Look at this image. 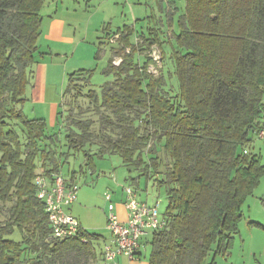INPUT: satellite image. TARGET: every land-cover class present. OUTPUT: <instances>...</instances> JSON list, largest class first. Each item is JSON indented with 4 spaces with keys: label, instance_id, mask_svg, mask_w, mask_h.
<instances>
[{
    "label": "trees",
    "instance_id": "16d2710c",
    "mask_svg": "<svg viewBox=\"0 0 264 264\" xmlns=\"http://www.w3.org/2000/svg\"><path fill=\"white\" fill-rule=\"evenodd\" d=\"M46 1L0 0V264H103L105 236L78 217L77 234L55 236L35 183L38 174L53 182L81 152L92 168L94 155L117 153L166 188V224L151 230L149 264H216L233 247L243 206L264 175L252 150L264 123V0H185L171 40L157 28H104L97 57L109 47L104 73L112 78L97 88L91 69L70 75L57 115L66 151L60 133L22 107ZM154 46L160 74L150 70ZM16 231L20 239L11 237Z\"/></svg>",
    "mask_w": 264,
    "mask_h": 264
},
{
    "label": "rangeland",
    "instance_id": "374dc122",
    "mask_svg": "<svg viewBox=\"0 0 264 264\" xmlns=\"http://www.w3.org/2000/svg\"><path fill=\"white\" fill-rule=\"evenodd\" d=\"M175 1L178 7L177 12L169 14L166 10L167 0H47L41 10L43 18L41 35L38 40V49L34 54V78L29 86L35 83L41 67L50 66V70L54 71L51 77L48 76L51 95L56 96V86L61 87L64 84V79L62 81L58 77L61 70H63L62 73L67 70L63 74L66 75L65 85L68 86L72 73L79 69H91L93 70L91 83L99 88L112 78L104 73L110 56L109 47H102V51L97 57V51L105 37L104 28L110 27L111 30H116L124 24L134 27L136 32H149V28H157L160 36L164 35L166 39L171 40L174 38L172 31L179 32L180 30L178 18L185 10V0ZM162 7L164 11H162ZM55 15L64 17L66 22L71 24H67L66 33L75 36L74 43H59L48 35L49 24ZM167 15L174 17L173 24H169ZM85 34H88L86 42L78 43V40L83 39ZM167 48L171 49V44H168ZM151 55L156 63L150 65V70L155 74H160L164 68L161 49L154 46ZM115 60L120 62L118 57ZM168 63V68L173 69L170 58ZM173 79L175 82L174 92H177L180 88L178 78L175 76ZM30 102L29 100L24 102L23 110L29 117H36L31 110L33 106ZM62 108L61 105V110ZM39 111L40 113L45 112V110ZM55 131L60 133L62 149L66 151L68 147L64 131H61L60 127H57ZM165 143L164 140L158 144L161 155L164 153ZM252 149L258 151V145L255 144ZM91 150L92 154L96 151L94 147ZM86 160L83 152L70 155L62 167L61 173L66 182L71 184L74 182L69 180V173L72 170L78 171L75 180L78 185V198L74 204V207L78 209H75L76 215H73L80 217L84 223H91L93 226L90 230L104 236L108 234L107 214L104 211L110 203L106 196L110 195L112 203L123 201L126 197L125 187L128 186L136 190L140 197L147 198L150 204L158 203L160 213L165 214L168 205L166 188L158 186L156 176L148 179L141 174L140 169L126 165L117 153L104 157L94 155L95 165L93 168L86 165ZM81 166H84L83 172H80ZM133 178H137V182ZM252 198L249 197L243 206V213L246 216L249 213ZM259 205L264 211L263 203H259ZM260 217L264 224L263 212ZM250 230L252 233L249 232ZM152 236L153 233L150 232L145 238V253L148 257L152 252ZM11 237L20 239V233L16 231ZM252 251H255V257L250 255ZM213 258L214 252H211L206 261L211 262ZM215 260L216 264H233L235 262L236 264H264V228L247 227L243 221L240 224V233L236 236L235 246L225 256H215Z\"/></svg>",
    "mask_w": 264,
    "mask_h": 264
},
{
    "label": "built area",
    "instance_id": "2783aa9c",
    "mask_svg": "<svg viewBox=\"0 0 264 264\" xmlns=\"http://www.w3.org/2000/svg\"><path fill=\"white\" fill-rule=\"evenodd\" d=\"M258 136L264 138V123L258 131ZM35 183L38 187V197L46 203L53 234L57 237L77 234L81 224L66 207L77 200L78 185L67 183L62 173H57L53 182L45 175L38 174ZM106 197L111 199L108 194ZM125 205L128 210L126 221L119 218L114 203L111 202L108 206L107 229L112 235V242L105 244L103 264H116L120 254L126 255L130 260L136 259L141 238L148 231L163 228L166 224L158 203L149 204L140 200L131 187L126 188Z\"/></svg>",
    "mask_w": 264,
    "mask_h": 264
},
{
    "label": "crops",
    "instance_id": "0c3cea01",
    "mask_svg": "<svg viewBox=\"0 0 264 264\" xmlns=\"http://www.w3.org/2000/svg\"><path fill=\"white\" fill-rule=\"evenodd\" d=\"M176 7H177L176 1L172 2L171 0H167V7H166L167 13L170 14V12L175 10ZM162 11H164L163 7H162ZM168 22H169V16H168ZM67 24H69V23L66 22V19L64 17L55 15L49 24L50 31H49L48 35L59 43H66V44L74 43L75 42V36L69 35L66 33ZM69 25H71V24H69ZM108 30L112 31L110 27H108ZM104 35L106 37L105 31H104ZM87 39H88V34H85V37H83V39H79L78 43H85ZM58 52H60V51H58ZM62 71L63 70H61V72L58 74V77L62 81L64 79V84H62L61 87L56 86V89H57L55 91V92H57L56 96L51 95L49 93V84L50 83L48 81V78H49L48 76L51 77V75L54 74V71L50 70V66L49 67L45 66V68L41 67L38 74H37V79H36L35 83L32 86H29L27 89V100L26 101H28V100H29V102L31 101L30 102L31 106H33L31 110H33L34 116L45 118L47 120V122L49 123L50 128L52 130L54 129V131L56 130L57 127H59V125L57 124V115H58V112L61 110V104L63 102V95H64L65 89L67 87L65 85L66 75L63 74L65 72H67V70H65V72H63V73H62ZM33 78H34V74H33ZM33 78H32V80H33ZM61 94H63V95H61ZM39 110H42V111L45 110V112L40 113ZM263 120H264V118H263ZM252 138H253L252 147H254L255 144L258 145V151L254 150L253 152L259 154V156L262 159V162L264 163V138H260L258 136V134H256V133H253ZM250 197H253V198L250 202L251 204L249 206V213L247 216L244 215V213H243V216H244L243 221L247 227L264 228V224H263L262 219L260 217V215L262 214V212L264 213V211L262 210V208H260V205H259V203H263V205H264V175L261 179L260 184L256 188L254 194ZM138 198L141 200L147 201L150 204V202L148 201L147 198H142L139 196V194H138ZM125 200H126V198H124L123 201L114 202L115 203V211L117 212L119 218L122 221H126L128 219V210H127L126 205H125ZM110 202L111 201H109V203ZM75 203H76V201L73 202L71 205L66 207V209L69 212H71L72 214H75L74 213L75 209L76 210L78 209V208L74 207ZM107 212H108V208H106L104 213L107 214ZM258 215H259V217H258ZM78 218H79L81 224L83 225V227H85L86 229H89V230H90V228H92L93 225L91 223H84L80 217H78ZM106 221H107V216H106ZM107 231H108V229H107ZM150 232L153 233L150 230L147 232V234H145L141 238V246L139 248L138 256L136 259L130 260L126 255L120 254L117 257V263L116 264H149V257L146 256V253H145L146 252L145 238H146V236H148L150 234ZM249 232L252 233L251 230ZM105 239H106L107 243L112 242V235L109 231H108V234L105 235ZM235 244H236V237H235L233 247L235 246ZM218 255L225 256L226 254H218ZM250 255L255 257L256 256L255 251L250 252ZM233 264H236V262ZM237 264H239V263H237Z\"/></svg>",
    "mask_w": 264,
    "mask_h": 264
}]
</instances>
